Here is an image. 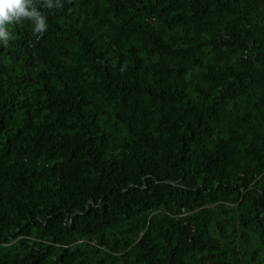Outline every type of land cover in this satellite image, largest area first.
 Here are the masks:
<instances>
[{"label":"trees","instance_id":"obj_1","mask_svg":"<svg viewBox=\"0 0 264 264\" xmlns=\"http://www.w3.org/2000/svg\"><path fill=\"white\" fill-rule=\"evenodd\" d=\"M0 43V264H264V0H60Z\"/></svg>","mask_w":264,"mask_h":264},{"label":"clouds","instance_id":"obj_2","mask_svg":"<svg viewBox=\"0 0 264 264\" xmlns=\"http://www.w3.org/2000/svg\"><path fill=\"white\" fill-rule=\"evenodd\" d=\"M60 6V0H43L44 8ZM21 20L30 21L35 33L43 34L48 27L46 15L38 10L33 0H0V43L9 42L12 38L9 26Z\"/></svg>","mask_w":264,"mask_h":264}]
</instances>
